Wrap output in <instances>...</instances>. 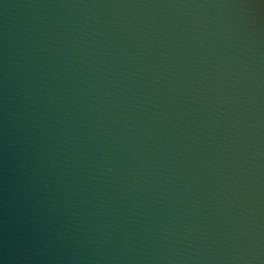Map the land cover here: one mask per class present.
<instances>
[{"label":"water","instance_id":"95a60500","mask_svg":"<svg viewBox=\"0 0 264 264\" xmlns=\"http://www.w3.org/2000/svg\"><path fill=\"white\" fill-rule=\"evenodd\" d=\"M0 264H264V0H0Z\"/></svg>","mask_w":264,"mask_h":264}]
</instances>
